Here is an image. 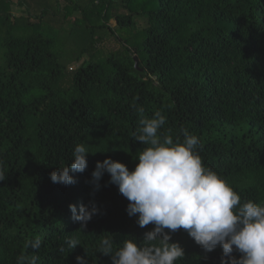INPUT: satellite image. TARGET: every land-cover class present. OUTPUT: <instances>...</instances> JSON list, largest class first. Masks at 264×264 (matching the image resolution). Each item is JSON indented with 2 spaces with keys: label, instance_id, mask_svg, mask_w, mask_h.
I'll return each mask as SVG.
<instances>
[{
  "label": "trees",
  "instance_id": "trees-1",
  "mask_svg": "<svg viewBox=\"0 0 264 264\" xmlns=\"http://www.w3.org/2000/svg\"><path fill=\"white\" fill-rule=\"evenodd\" d=\"M92 1L74 0L72 9L88 30L93 17L114 19L120 44L99 58L92 45L69 47L67 33L11 34L39 17L59 27L66 14L57 0H17L26 11L19 16L11 13L13 0H0V30L7 32L0 40V264H17L21 255L36 256V264H77L85 253L87 264H111L97 253L102 237L114 240L115 251L153 228L128 216V201L107 173L99 190L90 183L97 161L111 158L131 171L148 147L134 139L140 117L133 105L146 118L164 114L161 131L174 141L184 129L196 135L202 164L242 202L264 204V0H101L88 10ZM136 16L147 24L139 28ZM83 52L89 58L69 68ZM80 143L91 153L87 169L70 170L75 184L52 183L49 174L70 164ZM90 202L99 211L80 232L68 205L79 211ZM72 237L81 245L71 251ZM36 238L39 249L25 248ZM170 242L185 252L176 264H220L219 246L206 253L183 230Z\"/></svg>",
  "mask_w": 264,
  "mask_h": 264
},
{
  "label": "clouds",
  "instance_id": "clouds-1",
  "mask_svg": "<svg viewBox=\"0 0 264 264\" xmlns=\"http://www.w3.org/2000/svg\"><path fill=\"white\" fill-rule=\"evenodd\" d=\"M133 108L140 117L134 139L148 147L139 152L131 171L111 158L97 161L90 183L99 190V181L107 173L108 183L128 201V216H135L140 228L150 224L153 228L143 234L140 243L127 239L115 251L114 240L102 237L97 253L109 256L111 264H176L185 252L178 242H170L171 234L183 230L206 253L219 246L220 264H264V204L242 202L226 181L202 164L196 135L184 129L183 139L177 137L174 141L170 131H161L167 122L164 114L156 111L146 118L142 106ZM89 154L84 143L75 145L70 164L60 167L59 172L52 171L51 182L75 184L70 170L83 173ZM5 179L0 169V181ZM68 208L71 219L80 223V232L99 211L94 202L80 204L79 211L77 205L69 204ZM66 243L71 251L81 245L75 237ZM40 245L36 238L27 241L25 248L36 250ZM234 251L240 254L238 258L233 256ZM86 257V253L77 256V264H87ZM37 259L21 255L17 264H36Z\"/></svg>",
  "mask_w": 264,
  "mask_h": 264
},
{
  "label": "rangeland",
  "instance_id": "rangeland-1",
  "mask_svg": "<svg viewBox=\"0 0 264 264\" xmlns=\"http://www.w3.org/2000/svg\"><path fill=\"white\" fill-rule=\"evenodd\" d=\"M13 4L11 5V13L14 16H19L26 13L25 7L20 6L16 3L17 0H13ZM59 4V11L62 14H66V18H62L59 24L56 23L55 27L47 21V17H39L40 22H37L36 18L31 17L32 21H36L32 27L30 28H19L10 30L13 36H29L32 34H40L43 36H52L58 34L61 37L67 33L68 40L67 43L69 47L75 48L77 47H86L88 45L93 46V58L96 57H104L109 51L115 50L119 48L120 44L113 33V28L116 26V22L114 19L109 18L106 20L105 18H100V16L93 17L94 27H90L88 30L87 20L83 17L79 10L72 9V2L74 0H57ZM94 1V0H93ZM89 2L87 4L88 10H95L101 0H95L94 2ZM43 9H38L35 13L40 15ZM121 13H128L126 9H120ZM137 26L139 28L145 26L147 24L146 19L136 16L135 17ZM85 21V22H84ZM107 25V26H105ZM0 30V40L2 39L3 34L7 33L5 27H1ZM65 32V33H64ZM2 55V49L0 48V59ZM88 59L89 56L87 52H83L81 58L78 61L71 62L68 64L69 68L77 67L83 59Z\"/></svg>",
  "mask_w": 264,
  "mask_h": 264
},
{
  "label": "water",
  "instance_id": "water-1",
  "mask_svg": "<svg viewBox=\"0 0 264 264\" xmlns=\"http://www.w3.org/2000/svg\"><path fill=\"white\" fill-rule=\"evenodd\" d=\"M134 65H135V67L138 66V63H137V59H136V57H134Z\"/></svg>",
  "mask_w": 264,
  "mask_h": 264
}]
</instances>
